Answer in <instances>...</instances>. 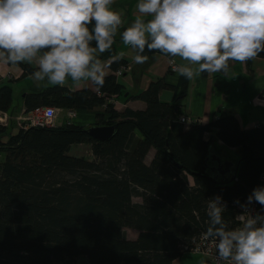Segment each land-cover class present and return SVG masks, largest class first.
<instances>
[{"label":"trees","instance_id":"trees-1","mask_svg":"<svg viewBox=\"0 0 264 264\" xmlns=\"http://www.w3.org/2000/svg\"><path fill=\"white\" fill-rule=\"evenodd\" d=\"M157 54L163 53L147 48L144 53ZM128 65L122 58L110 63L114 71ZM169 88L175 100L161 101V91ZM185 89L177 94L175 86L158 79L132 96L146 102L144 110L120 112L113 100L126 90L116 74L105 76L99 90L52 84L24 90L20 108L13 105V87L0 83V111L10 115L8 124H0V264H76L80 257L89 264H173L207 230V201L217 195L227 205L223 219L229 228L237 227L240 205L264 182V125L242 128L235 114L222 109L208 123L188 124L176 101ZM43 106L104 107L96 114L98 124H117V129L98 141L88 127L73 123L17 124L16 117ZM218 140L238 149L233 180L232 174L213 170L216 161L203 171L211 154L232 161ZM75 144L88 145L91 153H70ZM254 204L264 214V206ZM127 228L138 236L128 238Z\"/></svg>","mask_w":264,"mask_h":264},{"label":"clouds","instance_id":"clouds-1","mask_svg":"<svg viewBox=\"0 0 264 264\" xmlns=\"http://www.w3.org/2000/svg\"><path fill=\"white\" fill-rule=\"evenodd\" d=\"M114 0H0V60L35 64L36 81L103 87L110 50L123 21ZM131 26L122 33L134 61L158 51L172 58L173 71L191 81L202 73L228 75L230 61L245 63L264 53V0H139ZM186 62L176 64L175 58ZM119 57H116L118 59ZM264 187L240 205L239 226L229 228L222 196L207 201L208 227L203 239L215 244L219 264H264ZM239 204V201H235ZM264 211V208H262Z\"/></svg>","mask_w":264,"mask_h":264},{"label":"crops","instance_id":"crops-1","mask_svg":"<svg viewBox=\"0 0 264 264\" xmlns=\"http://www.w3.org/2000/svg\"><path fill=\"white\" fill-rule=\"evenodd\" d=\"M138 2L139 0H114L111 7L113 10L123 13V23L114 37L112 48L104 53H98V58L101 59L102 62H109V67L106 69L105 76L116 74L118 83L124 87V90L128 91V94L126 93L127 95L125 94L113 100L116 110L120 112L124 111L126 108L144 110L147 107L146 102L140 99H133L132 96L144 92L151 82L163 78L167 84L175 86L177 94L181 92V89L184 87L186 88L184 98L179 99V97H177L176 101L181 104L180 107L183 109L185 115L200 120V123L205 124L212 121L216 116V112L222 109L235 114L242 128L264 125V99L260 97V93L264 89L263 57H256L252 60L250 67L247 65V62L240 63L230 61V72L228 75H224L221 72L212 74L202 73L191 81L172 70V58L165 54H157L148 57V60L143 64H137L133 59L135 53L132 52L130 46L125 45L122 41V33L134 22L137 14L136 6ZM116 57L126 60L129 63L128 67H123L118 71H114L110 63L116 60ZM175 59L177 65L186 63L178 57ZM24 65L33 68V72L38 70V66L35 62L32 64L22 62L18 65H12L0 60V83H9L11 86V83H14L15 86L23 87L17 91V95H14L13 91V105L17 108L23 106L20 98L24 90L29 89L30 91L32 88L39 89L49 85L47 80L36 81L32 78L33 72L31 70H25L24 67L26 66ZM20 82L25 85L20 86ZM63 86L71 90L83 88L96 90L95 85L90 81H82L77 85L70 78ZM129 95H131V97L126 98V96ZM159 96L161 101L173 102L176 94L174 89L169 88L161 91ZM53 108L56 110L55 126H66L70 123L84 127L97 125L95 124L96 120L91 122L93 116L97 118V113L104 112V107L97 109V111ZM23 111L25 110L23 109ZM64 112H66V114L62 116ZM75 117L81 118V120L86 119L87 122L84 124L75 123L72 120ZM105 117H107V114ZM215 143L218 147L223 149L225 155H227V152L231 149L238 150L237 148H232L223 144L220 140L215 141ZM89 148L88 146L86 152L90 151ZM154 155L155 149L152 148L147 154L145 162L148 164L151 163Z\"/></svg>","mask_w":264,"mask_h":264},{"label":"built area","instance_id":"built-area-1","mask_svg":"<svg viewBox=\"0 0 264 264\" xmlns=\"http://www.w3.org/2000/svg\"><path fill=\"white\" fill-rule=\"evenodd\" d=\"M174 66L175 65L172 64V70ZM55 116V108L43 106L28 113L22 114L16 117V119H18L21 123L19 125H24V128H28L29 126H55ZM182 120L191 122L189 118L185 117L182 118ZM7 121L8 123L10 122V115L7 112L0 111V123L7 124ZM200 122V120L192 121V123ZM261 187H264V182L262 183ZM250 209L253 210V214L256 213V205L254 203L250 205ZM242 212L243 210L239 214H241ZM186 250L192 253L201 254L213 264H219L217 260V250L215 244H213L210 240L203 239L202 236L194 240L191 246H189ZM224 264H227V262H224Z\"/></svg>","mask_w":264,"mask_h":264},{"label":"rangeland","instance_id":"rangeland-1","mask_svg":"<svg viewBox=\"0 0 264 264\" xmlns=\"http://www.w3.org/2000/svg\"><path fill=\"white\" fill-rule=\"evenodd\" d=\"M12 86L14 87L13 91H14V95H17L18 94V90L20 88H23V87H19V86H15L14 83H11ZM25 84L20 82V86H24ZM20 93V92H19ZM126 93H128V91H126ZM125 93V94H126ZM66 114V112L63 113L62 116H64ZM187 117L189 118V120L191 122H188L186 121L188 124H191L192 121L194 120H197L193 117H190L187 115ZM75 123H78V124H84L87 122L86 119L84 120H81V118H77L75 117L74 119H72ZM96 120V123L95 124H98V120L95 116H93L92 118V121L91 122H94ZM17 121V124H21L19 122L18 119H16ZM1 124V123H0ZM7 124H8V121H7ZM90 127V126H89ZM88 146L86 145H80L78 144V146L75 144L71 147V151L70 153L72 152V154H77V155H86V153H91L90 151L89 152H86V149H87ZM227 158L231 159L233 162L237 161L240 157L239 155V152L238 150L236 151V149H231L227 152ZM87 157V156H86ZM150 160V159H149ZM148 160V161H149ZM190 183H193V179L190 178L189 179ZM135 202H141L142 199L141 198H138V197H135L134 199ZM126 234H127V237L128 238H136L138 236V231L136 229H133V228H127L126 229ZM79 262V263H78ZM59 264V263H58ZM76 264H88L86 259L84 257H80L77 261ZM174 264H213L211 261H209L206 257L202 256L201 254H196V253H192V252H184L175 262Z\"/></svg>","mask_w":264,"mask_h":264},{"label":"water","instance_id":"water-1","mask_svg":"<svg viewBox=\"0 0 264 264\" xmlns=\"http://www.w3.org/2000/svg\"><path fill=\"white\" fill-rule=\"evenodd\" d=\"M128 94V93H127ZM126 94V95H127ZM117 124H111V125H93L86 129V131L89 133V135L98 140V141H105L111 138L114 133L116 132ZM215 155V154H211ZM217 156V155H215ZM220 157V156H219ZM218 162V165L213 168V170H218L221 175H224L227 171H231L232 167L235 166V171L231 177V180H233L237 174V170L239 167V161L237 163L229 160H225L223 163L221 162V159L218 158L216 160ZM207 162V160H206ZM205 162L203 171L207 170L208 164Z\"/></svg>","mask_w":264,"mask_h":264},{"label":"bare ground","instance_id":"bare-ground-1","mask_svg":"<svg viewBox=\"0 0 264 264\" xmlns=\"http://www.w3.org/2000/svg\"><path fill=\"white\" fill-rule=\"evenodd\" d=\"M218 158L221 159V162H222V163L224 162V161L222 160V159H223L222 157L215 156V155H209L208 158L206 159L207 162H206V160H205V162H206L207 164H209V163H211V161L213 162V161L218 160ZM205 162H204V164H205ZM216 162H217V161H216ZM217 165H218V162H217ZM217 165H216V166H217ZM216 166H215V167H216ZM208 167H209V165H208ZM208 167H207V168H208ZM234 169H235V166L232 167V170H231V171H227L226 173H229V174H232V175H233V173H234V171H235ZM226 173H225V174H226ZM225 174H224V175H225ZM253 203H254V202H253Z\"/></svg>","mask_w":264,"mask_h":264}]
</instances>
